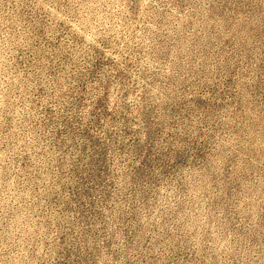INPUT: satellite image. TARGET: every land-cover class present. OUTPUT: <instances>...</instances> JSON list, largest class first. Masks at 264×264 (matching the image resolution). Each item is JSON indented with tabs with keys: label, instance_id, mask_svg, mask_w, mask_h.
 <instances>
[{
	"label": "rangeland",
	"instance_id": "1",
	"mask_svg": "<svg viewBox=\"0 0 264 264\" xmlns=\"http://www.w3.org/2000/svg\"><path fill=\"white\" fill-rule=\"evenodd\" d=\"M0 264H264V0H0Z\"/></svg>",
	"mask_w": 264,
	"mask_h": 264
}]
</instances>
